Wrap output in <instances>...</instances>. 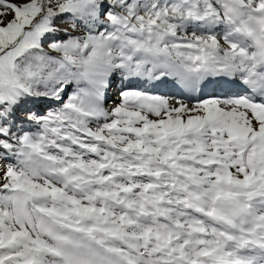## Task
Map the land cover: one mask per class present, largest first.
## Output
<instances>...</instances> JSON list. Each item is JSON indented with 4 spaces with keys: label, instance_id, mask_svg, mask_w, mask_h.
<instances>
[{
    "label": "snow or ice",
    "instance_id": "1",
    "mask_svg": "<svg viewBox=\"0 0 264 264\" xmlns=\"http://www.w3.org/2000/svg\"><path fill=\"white\" fill-rule=\"evenodd\" d=\"M0 264H264V0H0Z\"/></svg>",
    "mask_w": 264,
    "mask_h": 264
},
{
    "label": "rangeland",
    "instance_id": "2",
    "mask_svg": "<svg viewBox=\"0 0 264 264\" xmlns=\"http://www.w3.org/2000/svg\"><path fill=\"white\" fill-rule=\"evenodd\" d=\"M111 96H112V99H115V88L113 89ZM109 104H111V100H109ZM38 107L40 108V110L44 109L43 105H39Z\"/></svg>",
    "mask_w": 264,
    "mask_h": 264
},
{
    "label": "bare ground",
    "instance_id": "3",
    "mask_svg": "<svg viewBox=\"0 0 264 264\" xmlns=\"http://www.w3.org/2000/svg\"><path fill=\"white\" fill-rule=\"evenodd\" d=\"M163 91H172L171 89H162Z\"/></svg>",
    "mask_w": 264,
    "mask_h": 264
}]
</instances>
